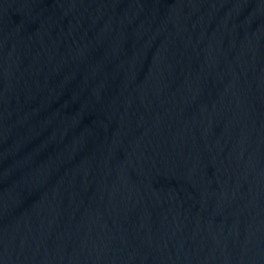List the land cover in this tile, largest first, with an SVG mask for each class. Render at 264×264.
I'll use <instances>...</instances> for the list:
<instances>
[{
  "label": "water",
  "instance_id": "obj_1",
  "mask_svg": "<svg viewBox=\"0 0 264 264\" xmlns=\"http://www.w3.org/2000/svg\"><path fill=\"white\" fill-rule=\"evenodd\" d=\"M0 264H264V0H0Z\"/></svg>",
  "mask_w": 264,
  "mask_h": 264
}]
</instances>
